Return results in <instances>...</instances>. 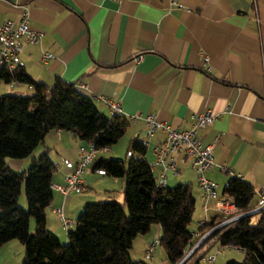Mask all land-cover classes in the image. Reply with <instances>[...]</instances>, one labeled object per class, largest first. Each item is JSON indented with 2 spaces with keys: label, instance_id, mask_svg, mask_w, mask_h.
I'll return each instance as SVG.
<instances>
[{
  "label": "crops",
  "instance_id": "0c3cea01",
  "mask_svg": "<svg viewBox=\"0 0 264 264\" xmlns=\"http://www.w3.org/2000/svg\"><path fill=\"white\" fill-rule=\"evenodd\" d=\"M24 10L41 41L24 46L21 66L49 86L58 77L77 83L107 117L113 116L109 102L118 103L123 116L137 117L130 121L124 135L127 146L121 153L127 155L130 141L139 138L147 144L148 162L155 161L154 148L166 134L158 131L148 137L147 115L183 131L191 129L194 116L209 111L215 120L198 131L202 145L211 146L215 158L207 177L217 184L221 198L230 177L242 178L255 190L251 206L259 204L264 193V0H177L175 4L170 0H0V25L18 24ZM47 53L52 58L44 62ZM204 57L209 58V71ZM6 94L28 95L32 89L0 82V95ZM81 146L87 144L72 133L54 130L31 157L12 159L8 165L22 171L33 157L48 151L57 167L52 182L64 185ZM108 150L118 155L117 149ZM161 170L156 166L154 175L158 177ZM178 170L179 175L167 174L166 186L193 185L198 227L192 233L199 236V226L218 213L212 199L204 210L190 162L180 163ZM83 182L86 190L80 194L54 191L46 210L47 228L63 242L86 203L108 198L123 202L120 179L87 169ZM57 209L72 221V228L63 224ZM156 226L159 238L161 229ZM34 228L30 222V231ZM139 238L133 246L138 240L145 258L157 243L148 236ZM14 249L24 256L21 245L10 241L0 249V264L11 260ZM161 264H167L165 257Z\"/></svg>",
  "mask_w": 264,
  "mask_h": 264
},
{
  "label": "trees",
  "instance_id": "16d2710c",
  "mask_svg": "<svg viewBox=\"0 0 264 264\" xmlns=\"http://www.w3.org/2000/svg\"><path fill=\"white\" fill-rule=\"evenodd\" d=\"M0 82L32 89L28 95H0V249L17 240L24 249L21 264H148L133 260L130 251L134 240L149 234L154 225L161 229L158 243L167 264H203L214 247L244 253L242 262L226 264H264V209L231 221L232 216L216 214L195 236L188 229L197 204L193 185L159 186L156 166L152 169L154 162L146 159L147 144L139 138L130 141L127 160L97 155L92 161V172L121 180L123 202L108 198L86 203L63 244L47 228L46 210L53 201L51 184L57 171L48 151L33 157L23 171L13 170L7 160L31 157L54 130L72 133L86 148L108 151L124 137L130 120L102 114L77 83L58 77L49 86L34 80L21 65L14 70L0 66ZM23 186L27 209L18 201ZM223 193L235 201L237 215L254 209L255 190L242 178L230 177ZM253 215L259 216L256 223L251 222Z\"/></svg>",
  "mask_w": 264,
  "mask_h": 264
},
{
  "label": "built area",
  "instance_id": "2783aa9c",
  "mask_svg": "<svg viewBox=\"0 0 264 264\" xmlns=\"http://www.w3.org/2000/svg\"><path fill=\"white\" fill-rule=\"evenodd\" d=\"M175 4L177 0H170ZM41 41V33L33 29L30 25V15L27 10L21 14L19 23L15 25L13 21H6L0 25V66L6 67L10 70L16 69L21 65L20 55L26 44L37 45ZM52 58L51 54H43L42 60L46 62ZM142 56L136 58L139 62ZM209 58L204 57V67L209 71L208 67ZM15 85V84H11ZM84 88V84H80ZM106 100V99H105ZM107 101V100H106ZM108 102V101H107ZM113 110V116H123L122 109L118 103L109 102ZM130 121H136L137 117L128 118ZM215 116L207 111L198 114L193 118L191 129L177 131L166 123L160 122L153 115L144 117L147 127V136L152 137L158 131H163L166 134L165 139L158 143L154 148L155 161L151 164V168L160 166L161 173L156 177L159 186H166L167 174L179 175L178 165L180 163L190 162L191 168L194 171L195 180L201 189L202 200L205 202L204 210L208 211L207 202L212 199L214 201L213 209L226 216L231 217L229 221L237 219L241 216L256 213L264 209V193L261 194L259 204L253 210L246 214L237 215L239 208L235 205L233 198L223 196L222 198L217 193V184L207 177V172L215 165V158L213 156L211 146H203L198 138V131L203 129L206 125L212 123ZM108 150V149H106ZM101 152V151H100ZM99 152L93 147L86 148L81 146L79 148V157L75 169L72 173L65 177L64 185L54 184L51 187L53 191H57L63 195L69 193H82L86 190L83 182V175L89 169L90 164L96 158ZM60 215L61 221L65 226L72 224V221L66 219L62 210L55 211ZM228 221V222H229ZM206 237V236H205ZM203 237V238H205ZM154 244L146 252V259L152 257ZM220 250H217V254ZM212 255V254H210ZM216 256V255H215ZM215 256L209 255L203 257V264H214Z\"/></svg>",
  "mask_w": 264,
  "mask_h": 264
},
{
  "label": "rangeland",
  "instance_id": "374dc122",
  "mask_svg": "<svg viewBox=\"0 0 264 264\" xmlns=\"http://www.w3.org/2000/svg\"><path fill=\"white\" fill-rule=\"evenodd\" d=\"M126 137L127 136H124L118 143H116L115 145H113L112 148H111V149H117V150H115L114 153H116V154L118 153V155H113V153L108 150L106 152L104 151L103 154H102V156H104L106 158H115V159H119V160H127L128 159V156L126 155V153H121V151H123V149L127 146V138ZM10 160H12V159H8L7 160L8 163H9ZM27 168H25L24 170H26ZM18 201H19V204H20V206L22 208L27 209V200H26V197H25L24 186H23V188L21 190V195L19 196V200ZM22 203H23V205H21ZM196 209H195V212L193 214L192 221H191V223L188 226V229L191 232L194 231V230H197V227H198V224H197L198 222H197V217H196V215H197V213H196L197 210ZM218 214H220V213H218ZM258 218H259L258 215H253L251 217V222L252 223H256L257 220H258ZM30 222H32V225H35L33 219H31ZM71 226L70 227L68 226V227L69 228H72ZM156 227L157 226L154 225L151 233L145 235V237L146 236L150 237V239L153 240L152 242H156L157 243V246L155 247V245H154L155 248L153 247V249H155L154 258L151 259L152 258L151 257L150 258L151 260L150 259L148 260V259L144 258L143 246H142V244L140 242H137L138 241L137 240V241H135V246H133V248L130 251V255H131V258L133 260H146V262L148 264H161L163 262L164 257H165V252H164L163 247L160 245V243H158V237H157V235H155L154 229ZM34 229H33V231H30V232L33 233L34 232ZM141 237L142 236H140V238ZM16 243H18L19 245H21L17 240H16ZM62 243L63 244H66V242H63V241H62ZM21 247L23 248L22 245H21ZM219 250H220V253L217 254V247H214V248L211 249V253L210 254H212V255H209L208 254L210 257H213V256L216 255L215 256V262H214V264H226V262L228 260H236L238 262H242L243 259H244V257H245L244 256V253H242L241 251H239L237 249H233V248H221ZM14 254H15V256L13 257ZM13 255H12L11 260L4 261L3 263L4 264H21V262L23 260L22 253L21 252L19 253L17 249H14L13 250ZM152 255H153V251H152ZM145 257H146V255H145ZM18 259H19V261H18Z\"/></svg>",
  "mask_w": 264,
  "mask_h": 264
},
{
  "label": "water",
  "instance_id": "95a60500",
  "mask_svg": "<svg viewBox=\"0 0 264 264\" xmlns=\"http://www.w3.org/2000/svg\"><path fill=\"white\" fill-rule=\"evenodd\" d=\"M193 250H194V249H193ZM193 250H192V251H193ZM190 253H191V252H190Z\"/></svg>",
  "mask_w": 264,
  "mask_h": 264
},
{
  "label": "bare ground",
  "instance_id": "6f19581e",
  "mask_svg": "<svg viewBox=\"0 0 264 264\" xmlns=\"http://www.w3.org/2000/svg\"><path fill=\"white\" fill-rule=\"evenodd\" d=\"M199 245V244H198Z\"/></svg>",
  "mask_w": 264,
  "mask_h": 264
}]
</instances>
